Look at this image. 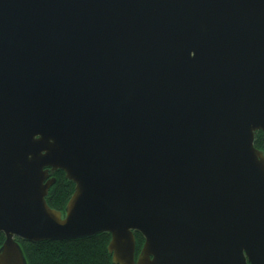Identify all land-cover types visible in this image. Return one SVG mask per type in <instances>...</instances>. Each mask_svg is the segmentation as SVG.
Returning a JSON list of instances; mask_svg holds the SVG:
<instances>
[{
  "label": "water",
  "instance_id": "water-1",
  "mask_svg": "<svg viewBox=\"0 0 264 264\" xmlns=\"http://www.w3.org/2000/svg\"><path fill=\"white\" fill-rule=\"evenodd\" d=\"M258 132L264 0H0V264L98 234L112 264H264Z\"/></svg>",
  "mask_w": 264,
  "mask_h": 264
},
{
  "label": "trees",
  "instance_id": "trees-1",
  "mask_svg": "<svg viewBox=\"0 0 264 264\" xmlns=\"http://www.w3.org/2000/svg\"><path fill=\"white\" fill-rule=\"evenodd\" d=\"M255 148L264 152V136L258 132L254 141ZM73 192L62 172L58 171L55 183L45 198L47 205L54 210H62ZM135 253H139L143 240L134 233ZM4 237L0 234V246ZM108 234H98L91 238L70 241H44L35 244L19 242L26 264H112L106 246Z\"/></svg>",
  "mask_w": 264,
  "mask_h": 264
},
{
  "label": "flooded vegetation",
  "instance_id": "flooded-vegetation-1",
  "mask_svg": "<svg viewBox=\"0 0 264 264\" xmlns=\"http://www.w3.org/2000/svg\"><path fill=\"white\" fill-rule=\"evenodd\" d=\"M57 174H58V171L56 172V173H54V175H53V177L56 179V177H57ZM52 187V186H51ZM60 212H62V214H63V212H64V208L62 209V210H60Z\"/></svg>",
  "mask_w": 264,
  "mask_h": 264
}]
</instances>
